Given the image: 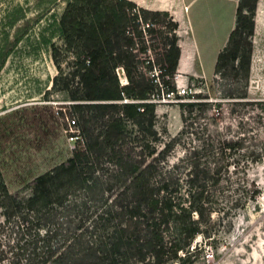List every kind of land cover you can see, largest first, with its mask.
<instances>
[{"label":"trees","instance_id":"trees-1","mask_svg":"<svg viewBox=\"0 0 264 264\" xmlns=\"http://www.w3.org/2000/svg\"><path fill=\"white\" fill-rule=\"evenodd\" d=\"M67 1L60 27L67 45L77 50L76 85L66 86L74 101L67 108L77 129L74 148L68 160L33 180L26 200L12 195L0 172V212L5 220L22 208L66 206L81 212L74 231L48 235V243L62 238L35 253L32 264H196L202 251L197 237L212 234L204 222L211 220L212 193L224 167L219 161L214 168L195 161L185 198L178 164L166 163L172 141L161 150L157 146L162 136L157 106L181 100L174 84L179 24L168 12L142 8L135 14L129 0ZM234 1V29L217 56L215 75L236 80V92L247 99L259 0ZM160 17L165 20L157 28ZM144 35L153 36V42L143 40L141 50L154 58L140 68L144 60L133 51ZM194 105L178 103L180 108ZM239 146V141L221 143L220 160ZM259 159L253 156L251 163Z\"/></svg>","mask_w":264,"mask_h":264},{"label":"rangeland","instance_id":"rangeland-1","mask_svg":"<svg viewBox=\"0 0 264 264\" xmlns=\"http://www.w3.org/2000/svg\"><path fill=\"white\" fill-rule=\"evenodd\" d=\"M67 2L0 0V172L9 191L21 200L29 198L35 178L68 160L74 148L72 136L77 129L67 110L74 101L66 86L73 89L76 85L72 74L77 50L75 45H67L60 27ZM183 2L193 3L189 18L194 31L179 37L180 46L187 54V69L199 76L192 80L191 75L182 76V88L175 80L181 100L172 98L157 106L162 135L157 146L161 150L172 141L166 163L178 164L185 198L188 174L195 161L212 168L219 161L224 167L222 182L212 193L211 220L204 222L212 234L197 237V247L202 251L196 264H264V0L258 3L247 99L236 92V80L215 75L217 56L235 25L238 3ZM140 9L135 4L132 12L138 14ZM157 20L160 28L165 18ZM152 39L151 35L136 39L133 54L137 60H144L140 68L154 58L153 52L141 50V42L152 44ZM119 74L125 83L123 71ZM152 74L156 75L155 71ZM200 91L202 97L195 98L193 94ZM179 102L195 105L180 108ZM225 141H239L241 146L228 150L220 160L221 143ZM253 156L259 161L251 163ZM254 191L257 194L252 200ZM80 213L66 206L22 208L5 220L0 212V264H32L35 253L42 254L46 246L59 242L62 234L75 230ZM57 230L61 235L48 243V235Z\"/></svg>","mask_w":264,"mask_h":264},{"label":"crops","instance_id":"crops-1","mask_svg":"<svg viewBox=\"0 0 264 264\" xmlns=\"http://www.w3.org/2000/svg\"><path fill=\"white\" fill-rule=\"evenodd\" d=\"M184 0H178L177 1V7L176 8H171V9H165V10H161L163 12H168L171 14V16L174 18V20L179 24L180 28H179V37H185L187 36L188 34H192L193 35V26H192V23H191V20L189 18V15H190V9L188 7V5L186 3L183 2ZM235 2V1H234ZM142 8V7H141ZM179 19V22L178 20ZM234 27L231 29V32L233 31ZM230 32V33H231ZM230 35V34H229ZM229 37V36H228ZM228 37L225 41V44H227V41H228ZM193 39H194V45H195V49L196 51L198 52V55L200 54L201 56V50H200V45H199V42H197V38L195 36H193ZM197 46V47H196ZM183 48V46H181V49ZM184 51V50H183ZM183 57V55H182ZM194 57V55H193ZM194 65V61H193V64H192V67ZM194 68V67H193ZM196 70V69H195ZM193 71L190 70V69H187L185 71V74H188V75H191L192 77H197L199 76L198 74L194 75L192 73ZM200 73V72H199ZM184 74V75H185ZM193 74V75H192ZM178 74H177V77H176V80L180 86V83H179V78H178ZM200 77H203V76H200Z\"/></svg>","mask_w":264,"mask_h":264},{"label":"bare ground","instance_id":"bare-ground-1","mask_svg":"<svg viewBox=\"0 0 264 264\" xmlns=\"http://www.w3.org/2000/svg\"><path fill=\"white\" fill-rule=\"evenodd\" d=\"M129 1L139 5L140 7L144 8L146 10H149V11L163 12L161 10L176 8L178 0H158V2H154V3H151V4L144 3V2H139L138 0H129ZM187 5H188L189 9H191L193 3L187 4ZM177 20L179 22V19H177ZM197 42H198V40H197ZM182 55H183V57H182V60H181L179 71H178V76H179L178 78H179V83H180V87L181 88H182V82L184 81L182 76H185L184 74H185V71L187 70L186 61H188L187 54H186L185 50L182 52ZM194 75H196V74H194Z\"/></svg>","mask_w":264,"mask_h":264},{"label":"water","instance_id":"water-1","mask_svg":"<svg viewBox=\"0 0 264 264\" xmlns=\"http://www.w3.org/2000/svg\"><path fill=\"white\" fill-rule=\"evenodd\" d=\"M256 20H257V18H256ZM182 52H183V48L181 49V56H180V60H179V64H178V71L180 68L181 60H182Z\"/></svg>","mask_w":264,"mask_h":264}]
</instances>
